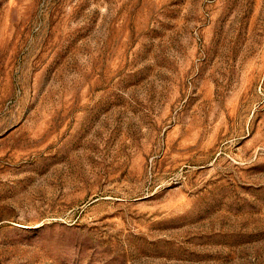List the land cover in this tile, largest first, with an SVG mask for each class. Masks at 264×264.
<instances>
[{
	"label": "rangeland",
	"instance_id": "rangeland-1",
	"mask_svg": "<svg viewBox=\"0 0 264 264\" xmlns=\"http://www.w3.org/2000/svg\"><path fill=\"white\" fill-rule=\"evenodd\" d=\"M0 264H264V0H0Z\"/></svg>",
	"mask_w": 264,
	"mask_h": 264
}]
</instances>
